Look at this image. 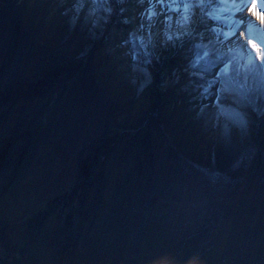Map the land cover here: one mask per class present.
Listing matches in <instances>:
<instances>
[{"label": "rangeland", "instance_id": "374dc122", "mask_svg": "<svg viewBox=\"0 0 264 264\" xmlns=\"http://www.w3.org/2000/svg\"><path fill=\"white\" fill-rule=\"evenodd\" d=\"M79 2L0 0V264H264V0Z\"/></svg>", "mask_w": 264, "mask_h": 264}, {"label": "clouds", "instance_id": "9594fccd", "mask_svg": "<svg viewBox=\"0 0 264 264\" xmlns=\"http://www.w3.org/2000/svg\"><path fill=\"white\" fill-rule=\"evenodd\" d=\"M238 0H235L234 6H237ZM157 5L160 6L161 9L167 8L169 13L173 12H182L183 19L185 22L189 19V13L191 12L195 15V9L201 10V15L208 16L207 6L205 0H184L182 7L180 5H174L167 3V0H148L147 6L142 11V16L147 21H152L156 19L161 13L157 11ZM70 7L75 9L76 16L70 18L71 27H75L76 20L81 19L86 25L91 28H98L106 25L110 17L114 12L112 0H104L103 5H97V0H80L79 3H71ZM67 15V9H65V13ZM211 18V17H208ZM167 39L171 40V36H167ZM191 102L195 105V109H197V103H195V97L189 94ZM157 264H168L166 258L160 259ZM188 264H199L198 260L192 259L188 261Z\"/></svg>", "mask_w": 264, "mask_h": 264}, {"label": "bare ground", "instance_id": "6f19581e", "mask_svg": "<svg viewBox=\"0 0 264 264\" xmlns=\"http://www.w3.org/2000/svg\"><path fill=\"white\" fill-rule=\"evenodd\" d=\"M239 1H245V0H239ZM205 2H206V0H205ZM252 3V0H248V3L246 4L247 6H248V8H252V6H251V3ZM145 4H144V6H141V8H144L147 4H148V0H146V2H144ZM249 10V9H248ZM197 15H199V12H197V14H196V16L194 17L197 21H198V16ZM120 27H121V30H124L126 27L124 26V23L122 22L121 23V25H120ZM241 34H242V36H244L245 35V31L243 30L242 32H241Z\"/></svg>", "mask_w": 264, "mask_h": 264}, {"label": "snow or ice", "instance_id": "6c2138e0", "mask_svg": "<svg viewBox=\"0 0 264 264\" xmlns=\"http://www.w3.org/2000/svg\"><path fill=\"white\" fill-rule=\"evenodd\" d=\"M261 20L264 21V16L261 17ZM264 70V69H262ZM225 71H227V68H225Z\"/></svg>", "mask_w": 264, "mask_h": 264}]
</instances>
